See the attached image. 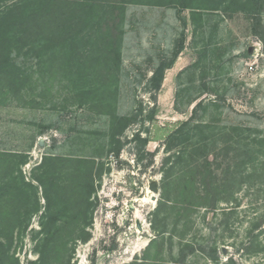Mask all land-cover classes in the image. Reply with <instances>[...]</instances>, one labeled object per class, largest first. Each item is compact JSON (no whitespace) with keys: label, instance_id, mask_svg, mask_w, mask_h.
<instances>
[{"label":"rangeland","instance_id":"1","mask_svg":"<svg viewBox=\"0 0 264 264\" xmlns=\"http://www.w3.org/2000/svg\"><path fill=\"white\" fill-rule=\"evenodd\" d=\"M137 1L115 100L102 97L94 27L12 48L0 264H264V11L254 31L231 2L194 16L214 1ZM164 184L176 205L161 203Z\"/></svg>","mask_w":264,"mask_h":264},{"label":"trees","instance_id":"2","mask_svg":"<svg viewBox=\"0 0 264 264\" xmlns=\"http://www.w3.org/2000/svg\"><path fill=\"white\" fill-rule=\"evenodd\" d=\"M7 1L12 2L9 3ZM133 1L137 0H0V74H9V69L14 66L10 59V53L12 48H16L17 45L23 44L32 47V45L35 44L37 46V43L41 42L46 46L54 41L68 42L69 39L73 41L80 38L68 37L63 39L59 36L60 40H55L57 37L56 32L61 31L78 35L81 29L85 31V28H83L85 27L84 25H90V27H94V32L102 35L100 38L98 35V39L106 42L105 44L98 42L94 45L96 46L95 51L99 52L98 57L101 67L104 69L101 70L102 76L108 80L105 86L100 88L102 89V97L104 101L108 99L115 100L119 92L116 78L118 79L121 64L120 45L122 42L125 4L134 3ZM169 1L173 6L178 5L182 9L188 7L181 3L182 0ZM212 1L215 4L211 8H206L204 4H200V7L192 8L191 14L195 16V12H199V9H208L209 11L210 9H222L229 11V3L231 2L234 6L238 7V10L250 14L252 20L256 21L253 25L254 31L259 26L257 25V20H260L258 17L264 11V0ZM223 4L227 6H222ZM65 18L68 20V23L64 22ZM59 21L60 24H58ZM94 46L92 47L93 49L95 48ZM180 49L181 47L176 54ZM75 51L76 48L74 54H76ZM112 79H114V82L111 81ZM154 99L155 102L156 95ZM154 113L155 111L153 109L149 117L152 118ZM116 117L118 116L115 115ZM120 120L124 119L121 117ZM196 127L198 128L200 125H196ZM181 137L182 135L180 134L178 139ZM168 186L164 184L162 192L161 203L165 205L175 202L171 201L170 197L166 194ZM174 205H176V202ZM249 237L250 242H253L255 236H251V232L248 235ZM155 239L157 238H153L148 244L146 253H148L153 242H156ZM181 249L180 255L183 257L184 253L182 251L183 249ZM191 249L193 248L191 247ZM183 263L182 260L177 259L176 261V264ZM133 264L138 263L135 262Z\"/></svg>","mask_w":264,"mask_h":264},{"label":"crops","instance_id":"3","mask_svg":"<svg viewBox=\"0 0 264 264\" xmlns=\"http://www.w3.org/2000/svg\"><path fill=\"white\" fill-rule=\"evenodd\" d=\"M132 6H139L138 4H135V3H126L125 4V19L128 17L127 15L129 14V13H131V11H132ZM140 6H144V7H146L147 8V10L145 11V13H147V15L148 16H150V18L151 19H157V18H161V15H159L158 16V14H160V12H157V11H155V10H152V8L153 7H161V6H157V5H153V4H144V5H140ZM135 9V8H134ZM161 23V22H160ZM178 64V62L176 61L175 63H174V65H172V67H165L166 69H165V72H167V71H169L170 69L172 70V69H175V67H176V65ZM178 67V66H177ZM177 70H179L180 68H176ZM176 70V71H177ZM152 73V72H151ZM166 77H164V79H165Z\"/></svg>","mask_w":264,"mask_h":264},{"label":"water","instance_id":"4","mask_svg":"<svg viewBox=\"0 0 264 264\" xmlns=\"http://www.w3.org/2000/svg\"><path fill=\"white\" fill-rule=\"evenodd\" d=\"M155 197H156V196L153 195V199H154V200L156 199ZM149 241H150V240L147 241L146 245L149 243Z\"/></svg>","mask_w":264,"mask_h":264},{"label":"bare ground","instance_id":"5","mask_svg":"<svg viewBox=\"0 0 264 264\" xmlns=\"http://www.w3.org/2000/svg\"><path fill=\"white\" fill-rule=\"evenodd\" d=\"M146 242H147V240H145V241L143 242V244L145 245V244H146Z\"/></svg>","mask_w":264,"mask_h":264}]
</instances>
